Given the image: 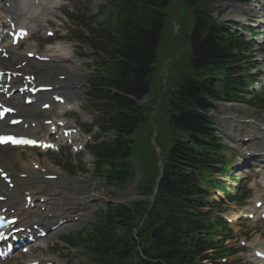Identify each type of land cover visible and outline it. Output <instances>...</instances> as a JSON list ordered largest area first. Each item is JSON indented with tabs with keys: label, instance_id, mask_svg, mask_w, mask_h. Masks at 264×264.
Here are the masks:
<instances>
[{
	"label": "trees",
	"instance_id": "1",
	"mask_svg": "<svg viewBox=\"0 0 264 264\" xmlns=\"http://www.w3.org/2000/svg\"><path fill=\"white\" fill-rule=\"evenodd\" d=\"M129 1L130 4L126 3L124 8L139 14L144 24L151 25V31L142 28L137 29L132 36H124L127 39L124 43L127 44H122L118 52L121 61L111 67L109 72L114 75L105 83L107 88L120 93H107V96L110 98V108L119 112L114 121L117 131L123 133H119L113 148L98 149V152L103 158L102 164L114 166L107 176L115 180H120L121 175L128 173V168L122 166L129 150V142L123 138V134L131 133L145 119L143 110L128 96L138 98L147 89L150 65L155 57L156 40L164 17L163 9L168 0ZM195 18L190 35V64L196 77L184 78L169 99V123L183 133V140H179L166 156L154 203L150 212H146L139 232V235L145 236L141 248L143 253L156 261L153 263L149 260L142 264H194L198 256L212 246L207 239L203 241L193 237L199 227L195 217L185 211L186 202L198 192L196 178L186 174L185 170L197 168L206 161L205 156L198 155L188 142H193L201 149L209 148L201 140L210 139L214 142L206 115L208 100L221 95L228 99L235 96L240 80L236 75L238 67L234 64L241 56L240 50L236 53L233 50L245 45L240 37L228 36L202 10L197 11ZM145 208L117 206L111 209L107 215L108 227L88 237V247L95 253L96 264L125 263L124 260L135 251L133 243L115 237L113 229L117 224H125L130 230L132 225H136L138 214L141 215Z\"/></svg>",
	"mask_w": 264,
	"mask_h": 264
},
{
	"label": "rangeland",
	"instance_id": "2",
	"mask_svg": "<svg viewBox=\"0 0 264 264\" xmlns=\"http://www.w3.org/2000/svg\"><path fill=\"white\" fill-rule=\"evenodd\" d=\"M253 2L250 5H245V6H249L251 9L258 10L259 12L264 14V2L262 0H257V2L255 1ZM74 6H75V10L77 11H79V9L82 8L81 6H78L76 4V0ZM212 8H213L212 15L217 20H221L224 18V16H222L220 13L226 14L228 8L232 10L236 7L232 6L230 3H225V1L223 0H218L214 5H212ZM101 12H103L102 5H99L98 14L95 16L96 17L94 21L95 23L96 20H99V17L102 15ZM244 14L246 15V18H249V16L251 15V18L253 20H256V22H254L253 25V28L256 29L258 26V22H257L258 19L257 16L259 15L258 12L257 15H255L254 13L251 14L244 13ZM89 15L90 16L93 15L91 14V9ZM181 17H182V13L180 12L179 14L175 15V17L172 18L173 23L177 21L178 26L181 25V28L179 29L178 32L175 31L173 26H171L172 28L171 41L172 40L174 41L168 46V48L162 47L160 49L162 44V40H161L157 50V58L154 63V70L150 80V89L146 96L147 98L152 99V103L154 104L153 106H155V113L148 115L147 120L141 123L134 132L133 144L131 145V162L133 165V170H135V166L138 162L140 163L143 169L149 170V174H153L155 172V166L159 158H163L165 156L168 147L170 145L169 143H170L171 135L168 130V117L166 113L167 96H165L164 90L165 88H167V90L171 89L178 81L179 76H183L188 73V69L186 67L179 68L177 66V63L183 65L184 61L185 62L188 61V55L186 57V51L183 45V38L181 37V32L182 33L184 32V34H188L192 21H190L188 26L184 28L182 26L183 20H180ZM167 24H170L168 19L165 25ZM169 33H170L169 30L166 29L165 27V29L163 30V37L164 38L169 37ZM263 39H264V33L260 38H258V41L261 42L263 41ZM173 50H174V54H173ZM254 50H255L254 56H256V59H259L260 55L264 56L262 52L257 51L256 47H254ZM258 69L264 73V65L261 66L258 65ZM261 87L264 89V85H262ZM157 98H159L160 101L159 99L157 101ZM234 110H241V112L236 113L233 112ZM230 115L237 117V120L239 119L241 122L242 120L247 119L246 117L250 118L253 117V115L255 116L260 115V110L241 106L238 104H233V105L228 103L219 104L218 107L216 108V112L212 114L215 120L216 127L217 128L222 127L223 129H225L223 124L224 123L228 124L231 121ZM27 155H31V154L28 152L23 153V157H26ZM84 157L81 158L84 159ZM51 158L52 160L41 158V161L43 162V168L47 169V171H53V170L59 171L58 167L55 168L50 165L51 162L55 164V160L57 157L53 156ZM81 168L87 174L93 175L92 169L90 167V163L82 162ZM230 168H236V167L234 164H232ZM140 175H141V171L140 172L138 171V174L135 176L133 182H130L124 186H114L103 180H99L95 178V181H93L92 183L88 184L87 186L81 185L80 187L81 188L85 187L87 188L88 191H93L96 189L98 190V193L101 195V198L98 202V208L101 209L105 206V204H108V202L128 203L129 201L134 199L133 196H135L138 192V188L136 185ZM74 176L75 175L64 173L63 179L57 183L58 186L69 189L71 187L70 181H74L75 178ZM234 176L238 178L236 180L237 182L239 181L242 184H245V182H243L244 177H242V175H237L236 173H234ZM249 199L250 200L246 199L244 201L245 205L247 204L249 205L252 198ZM91 221H92V216H90L88 219H82L74 223L73 226H70L65 230H63L61 235L66 233H73L79 228L83 226H87V224ZM231 230L232 232H234L233 234H240L238 236L248 237L251 240L250 241L251 244H254L256 240L261 237V235L264 236V224H260L255 227L248 224H243L241 226H237L236 228L231 227ZM118 232L120 233V230H118ZM55 253L57 252H54L53 255H56ZM0 264H9V261Z\"/></svg>",
	"mask_w": 264,
	"mask_h": 264
},
{
	"label": "bare ground",
	"instance_id": "3",
	"mask_svg": "<svg viewBox=\"0 0 264 264\" xmlns=\"http://www.w3.org/2000/svg\"><path fill=\"white\" fill-rule=\"evenodd\" d=\"M36 15H37L36 11L34 9H31L32 18H35ZM8 51L12 55H14L12 51H10V50H8ZM19 59H20V56H19V54H17L15 57V61H17ZM12 105H14V104L12 103ZM18 112L22 113L25 118L30 116L29 110H18ZM238 112H240V110H238ZM257 123H259V124L252 126L253 127V133L251 134V136L253 138H256V137H254V134L260 133V134H262V138L264 139V122H262V121L258 122L257 121ZM228 124L232 130L235 128H237V130H239L237 126L240 124H238L237 120H234V118ZM261 124H263L262 128H260ZM9 128L10 127L7 125L6 122H3V123L0 122V130L6 131ZM15 130L21 131V132H30L29 127L23 128L22 125L19 126ZM250 144H252L251 141H250ZM260 146H263V149H264V141L261 142ZM0 155H1V153H0ZM16 156H17V159H18L20 165L24 167L25 165H24L23 161H21V159H20V156H21L20 150H18V153H16ZM1 157H4V156H1ZM11 159H12V157H11ZM0 161H1V163H0L1 167L7 168V167L12 166V161L9 158H0ZM28 179H33V180H36L40 183L42 182V180H41L42 176L36 172L27 173V176L25 179H17V180L19 181L20 184H24L25 182L28 181ZM33 190H34V193L44 191L41 186H36ZM0 191L3 192L6 196V200L0 204V209L7 207L8 211L13 210L18 215L21 225L29 224L31 218H33V217L37 218V223L41 227H47V226L51 227V226L55 225L58 222V220H61L60 219L61 216H62V218H65L66 220H69L71 218L70 213H64L67 210H65L61 205H59L58 201H56V198L49 192L47 194L48 200L46 202V211H43V212L40 211L41 213H38V216H37V215H34L31 213V211H33V210L28 211V209L24 207V204L20 201V193L17 190H9L5 186L0 185ZM23 197H25V195ZM50 212H52L53 215H52V217L48 218L45 214L50 213ZM65 223H66V221H65ZM68 225H70V224H68ZM52 231L53 230H51L50 234H52ZM53 233L55 234L57 232L53 231Z\"/></svg>",
	"mask_w": 264,
	"mask_h": 264
},
{
	"label": "snow or ice",
	"instance_id": "4",
	"mask_svg": "<svg viewBox=\"0 0 264 264\" xmlns=\"http://www.w3.org/2000/svg\"><path fill=\"white\" fill-rule=\"evenodd\" d=\"M5 112H9V111H12V109H5L4 110ZM3 116V112H0V117ZM17 121H13V123H16ZM8 141H11L12 143H30V144H35L36 141H30V140H23V139H17L15 137H3V136H0V143H3V142H8ZM15 221H12L11 223H14ZM7 237L4 236L3 233H0V240H6Z\"/></svg>",
	"mask_w": 264,
	"mask_h": 264
}]
</instances>
